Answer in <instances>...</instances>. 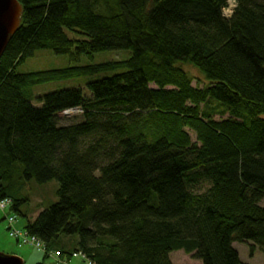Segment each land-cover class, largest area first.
I'll list each match as a JSON object with an SVG mask.
<instances>
[{"label": "trees", "instance_id": "obj_1", "mask_svg": "<svg viewBox=\"0 0 264 264\" xmlns=\"http://www.w3.org/2000/svg\"><path fill=\"white\" fill-rule=\"evenodd\" d=\"M0 59V200L23 216L24 187L56 181V202L23 230L89 264H244L264 252V0H17ZM74 34L77 38H69ZM49 50L76 64L19 74ZM188 66L204 79L193 87ZM109 77L31 102L34 87ZM77 122L60 125L64 112ZM195 136L192 141L191 135ZM61 237H75L70 250Z\"/></svg>", "mask_w": 264, "mask_h": 264}, {"label": "rangeland", "instance_id": "obj_2", "mask_svg": "<svg viewBox=\"0 0 264 264\" xmlns=\"http://www.w3.org/2000/svg\"><path fill=\"white\" fill-rule=\"evenodd\" d=\"M231 10H226L225 14L230 13ZM69 38L75 39L78 37L74 34H68ZM129 52H103L95 54L91 59L87 57H81L79 62L76 64L70 63L66 56L55 55L49 50H41L35 52L34 56L27 59L18 69L19 74H27L34 72H45L60 70L71 66H90L97 65L106 62L123 61L128 58ZM183 70L193 79L192 86H198L202 88L205 86V81L202 76L194 69L183 66ZM114 73H105L88 78H76L62 82H56L46 85L34 87L31 91V102L35 107H39L37 99L49 94L65 91V90H80L85 97H89V92L86 88V84L101 79L103 77H109ZM80 117L78 110H70L64 112L60 117V125H68L77 122ZM192 141H195V136L190 134ZM58 188L56 181H50L44 185H36L34 182L28 183L21 195L26 199L25 202L20 206L19 211L23 216H19L14 213L10 214L7 210L0 211V254L7 256H16L23 260L24 264H89V262L82 258L80 255L73 256L69 262L64 259L63 261L59 258L57 260L54 256H49L47 260H43L44 252L37 251L30 247H17L15 241L8 235V221L9 216L15 218L13 227L17 230H23L27 221H32L35 216L43 209L48 208L50 205L56 202L55 192ZM260 206H264V201L261 202ZM61 247L64 250H70V244L76 241L75 237H61ZM248 244H234L233 248L238 253L239 259L244 264H264V252L255 248L253 256H249ZM171 264H202L200 261L192 260L190 256L185 255L183 252H174L169 256Z\"/></svg>", "mask_w": 264, "mask_h": 264}, {"label": "water", "instance_id": "obj_3", "mask_svg": "<svg viewBox=\"0 0 264 264\" xmlns=\"http://www.w3.org/2000/svg\"><path fill=\"white\" fill-rule=\"evenodd\" d=\"M23 8L17 0H0V59L11 38L18 31ZM0 264H24L16 256L0 254Z\"/></svg>", "mask_w": 264, "mask_h": 264}, {"label": "built area", "instance_id": "obj_4", "mask_svg": "<svg viewBox=\"0 0 264 264\" xmlns=\"http://www.w3.org/2000/svg\"><path fill=\"white\" fill-rule=\"evenodd\" d=\"M234 7L233 1H228V7L223 11V16L228 17L230 14H225L226 10H231ZM231 13V12H230ZM11 205V201L9 199L0 200V211L4 212L9 209ZM8 221V235L11 239H13L17 245V247H30L37 251H45V247L42 242H40L36 237L29 236L24 230H17L13 227L15 218L13 216H9L7 218ZM49 256H54L59 259V255L57 253H52Z\"/></svg>", "mask_w": 264, "mask_h": 264}]
</instances>
